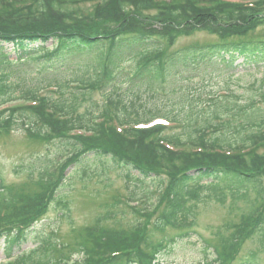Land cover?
<instances>
[{"label":"trees","instance_id":"16d2710c","mask_svg":"<svg viewBox=\"0 0 264 264\" xmlns=\"http://www.w3.org/2000/svg\"><path fill=\"white\" fill-rule=\"evenodd\" d=\"M11 1L0 0V71L13 64L3 44L11 45L17 57H23L35 52L36 44L43 47L51 40L54 50H46L44 58L38 59H44L46 68L71 55H84L91 63L79 67L80 86L75 89L58 83L55 98L32 94L34 104L0 113V132L23 127L28 142L51 141L61 147L60 153L69 152L55 171L51 170L53 159L42 155L26 165L38 172V177L33 183L36 189L22 201H13L0 183V209L5 206L13 211L7 222L23 226L0 229V239L38 242L35 250L7 264H60L64 246L55 237L56 228L49 233L39 231L45 225L42 221L31 230L51 206L54 212H62L60 217L69 215L63 188L76 173L78 180L95 175L85 166L92 157L110 163L108 169L128 181L158 185L157 202L151 214L145 205L142 209L130 207L136 218L125 231L96 225L95 230H101L98 236L108 239L109 245L103 247L104 238L97 239L90 231L87 235L94 238L91 248L80 242L75 249L81 256H88L93 249L108 255L117 247L115 239L120 238L117 255L95 264H160L159 256L171 252L178 238L190 236L188 229L196 224L198 205L211 198L223 204L229 196V211L235 210L236 200H243L245 208L237 221H225L215 227L210 238H202L211 258L199 264H259L258 254L264 250V79L248 99L232 92L209 98L208 110L200 118L191 105L177 118L171 111L136 104V100L141 91L155 97L162 91L166 96L163 91L180 69L193 70L217 59L233 62L237 55L245 62H264V34L257 32L264 27V0H252L251 5L240 0H29L23 7L13 6L22 0ZM144 12L153 13L138 19ZM151 23L158 26L152 28ZM195 32L214 39L171 49L179 38ZM129 57L139 60L125 64ZM123 63L128 75L133 69L129 88L134 98L125 102L119 96L105 95L125 72ZM0 76L4 78L5 73ZM3 83L1 80L0 88ZM94 92L104 100L92 102L88 108L84 103L91 101ZM3 96L0 92V100ZM155 116L168 118L180 131L133 127ZM102 118L115 119L120 133L94 121ZM84 130L93 132L79 133ZM145 194L143 198L148 197ZM176 229L186 231L166 236L167 231ZM83 238L87 240L86 235ZM247 243L255 248L239 256Z\"/></svg>","mask_w":264,"mask_h":264},{"label":"rangeland","instance_id":"374dc122","mask_svg":"<svg viewBox=\"0 0 264 264\" xmlns=\"http://www.w3.org/2000/svg\"><path fill=\"white\" fill-rule=\"evenodd\" d=\"M145 14L148 13L138 15L137 18L140 19L141 16ZM257 32L264 34V27L258 28ZM211 39L213 40L214 38L205 32H195L190 37L179 38L171 49L195 42L203 43ZM48 46H50V44ZM6 53H10L9 49L6 50ZM226 57L229 58V56ZM12 58L13 57H11V59ZM68 63L72 67L77 65L84 66L91 63V60L86 56H72L68 58ZM131 63H134V60H132ZM125 64H128V61L125 62ZM59 65L60 62H57L56 67ZM32 67L33 64L24 66V68ZM123 69L124 63L122 65V70ZM132 70L133 69L129 71L128 75V72L126 73V69H124L125 72L118 76L116 79L118 81L113 86V89L105 95L110 94L114 98L119 96L124 102L129 98L133 99V92L129 88V77ZM73 72H76V70ZM73 72L70 70L63 71L61 69H52L40 76L36 75L35 71H25L18 73L17 77H12L10 83L13 84V81L18 80L20 77L24 78L25 75L23 74H26V77L29 78L33 77L36 79L40 77L38 80H44L45 82H49L48 79L54 81H59L61 79L70 80L76 77L75 74H71ZM255 78L258 81L264 79V62L261 63L259 60L256 62H245L243 61V57H239L238 55L234 58L233 62L223 63L217 59L215 62L204 63L198 67H194L193 70L187 68L180 69L179 74L175 75L169 86H166V91H163L166 92V96L161 94L162 91L156 93V95H159L156 97L151 95L150 92L146 94V91H141L139 93L140 98L136 100V104L139 103L157 107L156 109L160 111H171L174 115H178L177 118H182L181 116L186 108L191 105L193 110H195V116L200 118V116L208 110V108H206L208 103H210L208 99L224 92L219 90L234 91L238 94H242L245 99L250 98L252 96L251 91L256 88L250 89L248 84L253 83V79ZM228 79L229 81L227 83L226 81ZM255 87H258V85H255ZM243 93H246V95ZM103 99L104 97L102 95L94 92L91 101L84 103V105L90 108L92 102H101ZM153 111L155 112V110ZM160 122L161 121H155L154 123ZM175 131H180V128ZM60 149L61 147L59 150ZM262 151H264V149H262ZM37 154H46L51 158L60 156L57 153V148L54 147L53 144L49 146L38 143L33 144L28 142L20 131L10 132L8 136L0 139V173L3 184L7 187V192H10L13 199L20 201L17 195L25 198V195L32 189L29 182H34L37 178V174L35 171L29 169L25 170L23 167L28 165L33 159L32 157ZM90 160V163L87 162L85 166L88 171H94L95 175L92 176L91 179L80 181V179H77L79 176L76 173L72 179L67 181V184L63 188V192L66 193L64 199L67 200L70 207L69 218H63L62 221H58L57 213L50 210L47 216L43 218L44 220L46 219L45 225L38 228L40 231L41 229L44 230L45 233H49V230L56 228L55 237L59 239V242L64 246V249L61 251L62 257H72L68 264H95L103 262L119 248L120 238H117L115 239L117 241L115 244L117 247L111 249L114 251H110L108 255H100L99 251L93 249L87 252L88 256H84V259L75 261L81 257L80 254L75 251L78 243L86 242L89 248H91V244L94 243V238L87 235L84 231L85 229L91 230L93 236L97 239L104 238L98 236L101 230H95L96 225L99 227L114 228L117 231H125L126 227L134 222L136 216L132 213L129 205L135 206V208L138 209H142L145 205L149 214H151L154 209L152 208L155 203L153 201L156 198L154 192L158 185L152 184L149 189L145 186L147 182L143 184V181L142 183L133 180L128 181L124 177H121L116 171L108 169L110 163L106 161L102 162L101 160L99 162L93 157ZM69 171L70 168L66 172V175ZM144 193H146L145 196L148 195L145 202L138 201V204L134 203L135 201L130 202L129 199H144L140 198L144 196ZM228 197L223 204L211 198L206 200L204 204L198 205L196 224L191 229H188V231H193L192 234L187 238H178L177 241L172 244L171 252L160 255L159 261H161L162 264H199L206 258L210 259V249H205L201 246L199 244V239L203 237L205 239L210 238L215 227L225 221H237L240 211L243 210L246 205L243 200H236L234 205L235 210L229 211L226 207L230 202ZM249 197L252 196L250 195ZM149 199L151 200L150 203H152L151 206L149 205ZM104 216H109V219ZM98 217L101 218L97 219ZM183 231L186 230H169L166 236H177ZM82 235H86L87 240L84 239ZM108 245L109 240L104 238L103 247H108ZM33 248V244L29 243L23 246L21 251H29ZM254 248V244L250 245L247 243L243 246L238 255L242 257ZM4 256V252L0 249V263L4 262ZM258 261L259 264H264V250L258 254Z\"/></svg>","mask_w":264,"mask_h":264}]
</instances>
